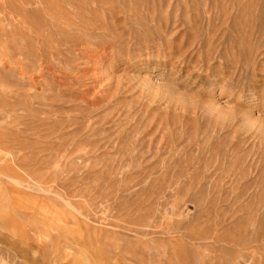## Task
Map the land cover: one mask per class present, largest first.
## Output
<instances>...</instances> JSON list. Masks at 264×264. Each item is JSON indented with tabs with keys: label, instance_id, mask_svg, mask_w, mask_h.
Returning <instances> with one entry per match:
<instances>
[{
	"label": "rangeland",
	"instance_id": "rangeland-1",
	"mask_svg": "<svg viewBox=\"0 0 264 264\" xmlns=\"http://www.w3.org/2000/svg\"><path fill=\"white\" fill-rule=\"evenodd\" d=\"M0 264H264V0H0Z\"/></svg>",
	"mask_w": 264,
	"mask_h": 264
}]
</instances>
